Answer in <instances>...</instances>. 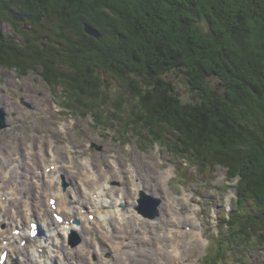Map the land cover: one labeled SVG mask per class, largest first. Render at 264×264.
Instances as JSON below:
<instances>
[{
	"label": "trees",
	"instance_id": "1",
	"mask_svg": "<svg viewBox=\"0 0 264 264\" xmlns=\"http://www.w3.org/2000/svg\"><path fill=\"white\" fill-rule=\"evenodd\" d=\"M96 2L0 0V64L40 67L50 84L64 85L69 102L78 97L81 109L74 101L68 108L91 114L99 128L124 122L126 134L142 138L137 128L142 126L152 141H166L171 153L200 171L225 167L246 212L235 206L221 225L232 231L236 247L250 240L264 246V0ZM85 23L99 37L87 34ZM24 24L30 35L23 33L25 42L17 45L5 27L20 32ZM174 69L186 76L194 101H182L165 78ZM109 72L123 83V93L130 92V102L134 99L125 116L100 76ZM207 76L218 79L215 86ZM219 243L205 264L227 253Z\"/></svg>",
	"mask_w": 264,
	"mask_h": 264
},
{
	"label": "rangeland",
	"instance_id": "2",
	"mask_svg": "<svg viewBox=\"0 0 264 264\" xmlns=\"http://www.w3.org/2000/svg\"><path fill=\"white\" fill-rule=\"evenodd\" d=\"M96 1V4H99V0ZM198 24L204 30H208V25L204 20H199ZM11 28L10 25L5 27L6 31L14 36L17 45L25 42L23 33L29 38L28 24L20 26L18 29L20 32ZM44 39H47V36H44L43 41ZM110 47L114 48L111 44ZM118 52L123 51L118 50ZM40 71V67L32 70L30 67L20 66L18 68L14 64L8 66L0 64V108L6 112V127L0 129V149L4 150L3 156H0V167L8 164L7 152L14 150L19 156L25 147L30 149V144L33 145L29 159L36 163L37 171L42 172L44 168L42 161H56L57 165L67 168V171L72 174L73 166L78 165L79 169L80 162L89 159L93 169L95 167L94 171L97 170L98 178L94 185L104 184V179H107L105 183L109 189L110 198L108 199L114 201L118 195L123 199L121 197L123 194L131 203L136 197L135 202L138 206L140 202L133 193L132 180L135 175L142 185H146L143 190L145 189L153 199L159 200L156 206L158 214L154 218L145 217L136 209L148 222L165 219L166 214L169 213L165 208L170 204L166 193L167 188L181 201L180 206H173L175 209L178 208L183 215L191 209L197 212L196 217L199 228L203 230L205 242L203 247L192 244L196 255L195 264L211 262L217 249L220 248L219 240L227 253L214 264H264V246L256 245L250 240L243 247H236L234 243L231 244L232 231L223 224L221 225L225 218L224 214L229 218L231 212L235 211V206L238 205L237 189L231 187V184L235 185L236 180L227 181L225 167L215 165L213 170L200 171L190 159L180 158L171 153L170 144L166 141L163 143L152 141L148 137L149 132L142 126L137 127L143 133L142 138L133 133L126 134L124 122L114 125L117 122L111 121V123L101 125V128L97 127L91 114L82 115L83 110L73 111L68 108V103L72 104L74 100L69 102L70 99L65 98L63 84L56 83L53 86L44 79ZM109 73H101L100 76L106 78L104 84L108 85L107 92L109 96L117 99L116 101L122 108L119 114L125 116L128 113L127 110L133 106L134 99L130 102V92L123 93L125 90L123 83L115 75ZM165 78L171 81L182 101L190 102L196 99V94L192 91L183 72L174 69L166 73ZM206 80L212 86H215L218 81L215 76H207ZM77 99L78 97H75L73 105L77 104L79 106L77 109H81L82 106L77 103ZM107 105L101 110L102 114L106 109L109 110L110 106L112 109L115 103ZM163 137L164 140L169 138L167 134ZM34 139L44 144L42 151L34 147L38 143ZM169 168L172 173L166 180L162 174ZM79 173L82 174V172ZM59 185L67 191L70 184L64 176ZM128 190H131L130 195L127 194ZM185 194L188 195V200L183 197ZM238 207L240 214L245 216V209L240 205ZM184 223L187 224L188 221ZM162 224H159V230L160 228L165 229ZM82 236L84 234L76 230L68 235L66 243L69 246H78L81 244ZM93 258L97 256L94 255ZM46 264L54 263L48 260Z\"/></svg>",
	"mask_w": 264,
	"mask_h": 264
},
{
	"label": "bare ground",
	"instance_id": "3",
	"mask_svg": "<svg viewBox=\"0 0 264 264\" xmlns=\"http://www.w3.org/2000/svg\"><path fill=\"white\" fill-rule=\"evenodd\" d=\"M32 145L19 156L14 150L7 152L11 155L6 157L8 164L0 167V253L9 251L4 264H46L48 260L54 264H195L192 244L203 247L205 242L197 212L191 209L183 215L175 209L173 206H180L181 201L167 186L170 204L164 205L169 213L165 219L148 222L136 210V197L129 203L122 194L123 199L118 195L112 201L108 199L107 179L104 184L94 185L97 170L89 159L80 162L79 169L73 166L72 174L56 161H42L41 172L29 159ZM43 146L39 141L34 145L38 151ZM3 152L0 149V156ZM171 173L169 168L162 175L167 180ZM60 176L70 184L67 191L59 185ZM133 176L135 196L148 195L143 190L146 185ZM52 197L56 198L55 209L48 203ZM183 197L189 199L187 194ZM55 213L63 220H57ZM89 214L94 218L90 219ZM31 221H38L41 227V234L33 239L28 234ZM160 223L164 230H159ZM18 227L21 234H14ZM76 230L84 234L81 244L69 246L67 237Z\"/></svg>",
	"mask_w": 264,
	"mask_h": 264
},
{
	"label": "water",
	"instance_id": "4",
	"mask_svg": "<svg viewBox=\"0 0 264 264\" xmlns=\"http://www.w3.org/2000/svg\"><path fill=\"white\" fill-rule=\"evenodd\" d=\"M84 30L87 34L93 36V37H99L100 33L97 29L93 28L92 26H90L89 24L85 23L84 24ZM6 112L4 111L3 108H0V129L6 127ZM156 200V201H154ZM138 201L140 202L138 204V206L136 207L137 210L145 217H149V218H154L155 216H157V203L159 202V200L153 199L151 196L149 195H144L142 193L141 198H138Z\"/></svg>",
	"mask_w": 264,
	"mask_h": 264
},
{
	"label": "snow or ice",
	"instance_id": "5",
	"mask_svg": "<svg viewBox=\"0 0 264 264\" xmlns=\"http://www.w3.org/2000/svg\"><path fill=\"white\" fill-rule=\"evenodd\" d=\"M57 219H60L59 217H57ZM4 259V256L3 255H0V260H3Z\"/></svg>",
	"mask_w": 264,
	"mask_h": 264
}]
</instances>
